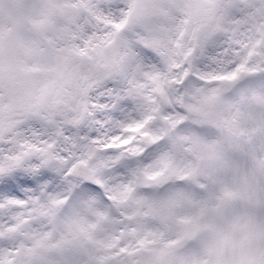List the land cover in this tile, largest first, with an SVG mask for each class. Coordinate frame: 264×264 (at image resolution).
Returning a JSON list of instances; mask_svg holds the SVG:
<instances>
[{
  "label": "snow or ice",
  "instance_id": "snow-or-ice-1",
  "mask_svg": "<svg viewBox=\"0 0 264 264\" xmlns=\"http://www.w3.org/2000/svg\"><path fill=\"white\" fill-rule=\"evenodd\" d=\"M0 264H264V0H0Z\"/></svg>",
  "mask_w": 264,
  "mask_h": 264
}]
</instances>
